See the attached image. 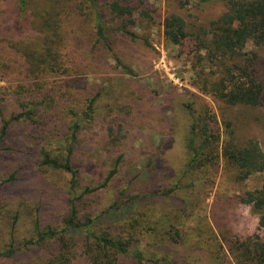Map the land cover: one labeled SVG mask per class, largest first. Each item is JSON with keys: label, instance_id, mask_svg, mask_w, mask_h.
I'll use <instances>...</instances> for the list:
<instances>
[{"label": "rangeland", "instance_id": "374dc122", "mask_svg": "<svg viewBox=\"0 0 264 264\" xmlns=\"http://www.w3.org/2000/svg\"><path fill=\"white\" fill-rule=\"evenodd\" d=\"M147 5L154 21L140 19L132 28L142 40L134 43L114 34V52L98 42L94 24L88 18L69 19L64 26L67 39L58 56L64 66L73 69L74 78L81 81V91L77 88L69 95L63 86L67 80L54 78L58 86L54 93L57 108L64 114L70 109L83 110L88 104L84 86L95 88V95L101 92L92 123L82 133L86 140H92L86 147L90 153L85 148H77L74 157L79 162L84 159L94 163L91 171L80 176L78 195L102 172L106 178L123 156L118 161V173L108 187L80 199L81 218L88 214L100 215L119 198L122 202L128 201L125 210L107 217L104 224L109 226L118 219L135 215L144 220L142 223L150 220L151 226L140 227L144 234L138 243L147 253L152 247L164 251L176 264H234L228 251L231 242L239 243L238 239L256 234L264 237V232L258 231L259 220L252 206L240 201L247 192L261 187L262 177L254 175L242 180L222 157L214 158L212 165L203 163L188 170L190 126L198 116L212 111L218 128L232 123L241 146L257 142L264 151V108H231L216 101L213 90L221 79V69L212 61L213 54L198 51V45L191 38L178 45L166 36L164 20L176 15L184 19L193 39L204 35L205 41L211 44L217 33L215 23L229 12L224 1L148 0ZM109 26L114 28L112 23ZM245 52L259 54L264 75V48L249 44ZM114 54L122 60L121 65ZM10 79L11 83L18 82L17 78ZM0 85L7 86V83L0 82ZM65 94L69 96L64 97ZM60 97L65 99L58 102ZM6 106L8 115L13 110L19 112L10 101ZM114 126L125 135L116 148L110 145L108 137ZM27 130L28 126H17L16 138L28 134ZM56 131L67 141L68 122ZM118 138H122L120 134ZM37 142L40 144L31 147L34 158L14 157L25 166L22 169L15 163L14 170L26 176L17 194L11 189V195H25L20 219L16 221L11 214L12 220L10 217L0 220V229L5 233L14 229L22 242L35 237L32 218L38 208L45 206L44 210L41 207L42 226H57L69 209L70 176L60 170L40 168L37 163L43 147L52 150L53 157L63 151L58 145L62 141L43 138ZM9 156L5 155L0 166L14 163ZM150 162L157 165L155 172ZM8 176L0 171V185ZM126 189L127 195L122 197ZM133 195L139 197L130 202L129 197ZM5 199L9 195L1 192L0 206ZM167 242L168 246L163 247Z\"/></svg>", "mask_w": 264, "mask_h": 264}, {"label": "trees", "instance_id": "16d2710c", "mask_svg": "<svg viewBox=\"0 0 264 264\" xmlns=\"http://www.w3.org/2000/svg\"><path fill=\"white\" fill-rule=\"evenodd\" d=\"M147 1L0 0V82L7 83V86L0 85V162L5 160L7 154L14 162L0 166V171L9 175L0 185V193L9 195V199H5L0 206V220L5 217L12 220L11 214L16 221L20 219V207L25 195H11V189L17 194L18 186L26 176L14 170L17 163L14 157L34 158L31 147L40 144L37 140L61 139L58 145L63 147V151L53 157L52 150L43 147L37 163H40V168L60 170L70 176L67 216L57 226H42L44 214L41 207L44 210L45 206H41L32 218L35 237L26 242L17 239L14 229L7 233L0 229V264H176L164 251L152 247L147 253L138 244L139 237L144 234L140 227L151 226L150 220L142 223L144 220L135 215L118 219L109 226L104 224L107 217L125 210L128 201L122 202L118 198L100 215L88 214L81 218L80 199L107 188L118 173V161L123 156L106 178L102 172L78 195L80 176L91 171L94 163L84 159L79 162L74 157L77 148L86 149L88 142L92 141L86 140L82 133L92 123L101 92L95 95V88L84 86L88 95L87 106L83 110L70 109L66 114L63 110L59 111L54 99V93L58 90L54 78L67 80L63 86L69 95L74 94L77 88L80 90L81 85V81L74 78L73 69L64 66L58 56L67 39L64 35L66 21L88 18L94 24L98 42L114 52V34L134 43L142 40L132 28L140 19L154 21ZM220 1L228 5L229 12L215 23L217 33L211 44L205 41L204 35H197L193 39L184 19L176 15L164 20L166 36L178 45L191 38L198 45V51L213 54L212 61L221 69V79L213 90L216 101L231 108H264V75L259 66V54L249 55L245 52L249 44L264 48V0ZM111 23L114 28L109 26ZM114 57L118 64L123 63L117 54ZM12 77L17 78L18 82L11 83ZM69 95L65 94L64 97ZM64 97L58 98V102ZM9 101L19 109L18 113L13 110L8 115L6 105ZM216 119V115L210 111L198 116L191 124L187 143L188 170H194L203 163L212 165L214 158L222 157L237 170L242 180L260 175L261 187L247 192L240 201L252 206L259 220L258 231L264 232V151L257 142L241 146L232 123L227 122L224 128H218ZM64 122L69 125V134H65L67 141H64L60 131H56ZM21 125L28 126V134L16 138V128ZM119 134L122 138H118ZM108 137L111 139L110 145L116 148L122 144L125 135L114 126L110 128ZM218 150L220 154L216 153ZM19 165L25 169L24 165ZM152 167L155 172L157 165L153 164ZM127 191H123L122 197L127 195ZM138 197L130 196L129 201L133 202ZM237 241L239 243L231 242L228 250L234 264H264V237L261 234ZM166 246L168 242L163 247Z\"/></svg>", "mask_w": 264, "mask_h": 264}]
</instances>
